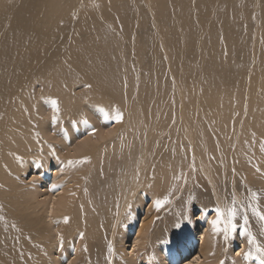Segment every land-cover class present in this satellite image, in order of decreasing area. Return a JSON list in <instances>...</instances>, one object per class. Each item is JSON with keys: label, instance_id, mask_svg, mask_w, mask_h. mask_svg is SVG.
I'll use <instances>...</instances> for the list:
<instances>
[{"label": "bare ground", "instance_id": "bare-ground-1", "mask_svg": "<svg viewBox=\"0 0 264 264\" xmlns=\"http://www.w3.org/2000/svg\"><path fill=\"white\" fill-rule=\"evenodd\" d=\"M127 1L0 0V264H149L153 232L174 226L153 231L174 194L155 195L196 181L224 210V193H264V0ZM144 4L148 49L131 31ZM205 229L181 264L215 263Z\"/></svg>", "mask_w": 264, "mask_h": 264}, {"label": "rangeland", "instance_id": "rangeland-1", "mask_svg": "<svg viewBox=\"0 0 264 264\" xmlns=\"http://www.w3.org/2000/svg\"><path fill=\"white\" fill-rule=\"evenodd\" d=\"M137 3H139V2L137 1ZM127 7H128V11L130 13V10L135 8V2H133L132 0L127 1ZM121 8H122V12L126 11L125 5H123V7H121ZM138 9H139L138 14L141 18L140 27L137 29H132L131 31H133V32L138 31V32H140V34H143L141 39H139L138 41L141 43L142 48L148 49V47H152V44L149 41V34L155 33L158 30H160V25H159V22L153 18V9L151 7L144 4L143 6H141ZM120 12H118V13H120ZM133 16H134V13H133ZM133 44H134V47H133ZM122 46L123 47H120V48L123 50L124 55L126 54V51L124 48H126V50L129 51V53L126 55L131 57V59H134L133 58L134 53H136L134 48H136V42H132L131 37L129 35L125 40L122 41ZM130 50H132V51H130ZM190 50L192 51V53L190 54V56L187 60V63L185 65V67H187V69H188L187 75H189L192 68H194L196 66L195 64H197V63H194V61H193L194 55H195V53H194L195 52V46L192 45L190 47ZM119 51H121V50L117 49L114 52L118 53ZM147 55H148V52L146 53V56ZM189 59H190V61H189ZM190 65L192 67L188 68V66H190ZM193 65H195V66H193ZM185 67L183 66L182 69L179 70V72L183 71L185 69ZM197 71H198V69L196 67L192 71L191 76H193ZM108 127L112 128L113 124L110 123V125ZM29 172L32 173L31 171H29ZM30 176H32V175L31 174L26 175L25 182L30 180ZM193 184H196L195 186L199 185L198 189H193L194 188V186H192ZM201 185H202V187H201ZM191 187H193V188H191ZM204 187H206V188H204ZM176 188H177V186L169 187V188H167V190L162 192L163 193L162 195H160V194L158 196L155 195V201H157V200H163L164 201V199H162L164 196L170 197L172 195V193L174 195H177L179 193V195H177V197L174 195H172L173 197L171 196V199L172 198L173 199L168 201L170 208H166V210L164 209L162 214L157 213L158 216L156 215L154 220H152L153 222H152L151 227H152L153 231L155 228L157 229V228L161 227L160 224H161L162 220H165L164 217L168 218L169 219L168 223H172L174 226H172V227L167 226L166 229L160 228L159 233L153 232L154 238L151 240V243L152 242L153 243L151 245H147L148 247L146 248V252H145V255H147V262L149 264H164L165 263V261L160 260L161 258H165V255L157 253L159 251L157 249H159V247H161V246H163V248L167 247L168 249H170L169 251L166 250V253L170 257H172V256L174 257L175 254L178 255L175 257L173 264H181L180 262L185 261V260L186 261L187 260L192 261V258L195 256V253L198 251V248H199V245H200L201 239H202L201 238L202 237V231L206 230L205 227L208 229V231L210 230L209 237L212 236V238L214 240H216V241H214L215 244L213 243L214 248L217 247V245H218V243H216V242H220L219 243L220 246L218 248V254L219 255H217L215 260H214V262L216 264H260V262L255 259V255H253V257L251 259L246 258L243 255V253L248 252V251H252L253 253H255V246H250L248 244L247 234L243 233V215L242 214H238L236 217V220H237L238 224L240 225L238 227L237 232L233 233L227 240H225L223 233L222 232L221 233L214 232L213 226L210 223L211 220L216 219L215 208L218 207V205L215 204V202H214L213 192L210 190V188L206 184L205 185L204 184H198L196 181H194V183H192L189 186L187 185V186L183 187V189L180 188L179 192ZM168 189H170V191ZM174 189H175V191H174ZM242 189L245 190V188H242ZM238 190H239L238 195H233L232 193H226L225 194L223 192L224 193L223 198H225V200H226V208L224 209L225 216L227 215V210L233 206V203H232L233 200H235L236 201L235 206L237 207L239 213H242L244 211V209L247 210V212H248L249 220H250L249 224L247 225L248 231H250L252 233V235L256 237V243L258 245H260L261 247H264V239L261 238V237L264 238V223H262L258 218L254 217L251 214L250 208L248 207L249 205H256L259 203L261 210H264V207H263L264 206V193H261L260 197L257 196V199L252 200V195L248 194L246 191L243 195H240V191H242V190H240V188ZM222 191H218L217 193H220ZM164 192H166V193H164ZM194 192L196 193L195 195H194ZM237 196H238V198H237ZM176 198L179 200H177ZM148 200L149 199H146L147 204L145 205V203H144V206H142L143 210H146L147 207L149 206L151 201L150 200L148 201ZM165 203H166V201H165ZM173 206H175V207H173ZM170 212H175V216L170 215ZM142 216H143V214L137 218V220L133 226V230L124 239L123 244H124L125 253H127V255H128L127 257L132 255V252H131L132 241L136 237L137 231H138V229L142 223ZM257 225H261L262 229L259 230L257 228ZM222 226L223 225H221V227ZM170 227H171V229H169ZM166 232H167V234H166ZM154 241H155V243H154ZM150 247H151V249H150ZM124 250H123V248H121L120 253L122 254L123 257H126L124 254ZM241 260L244 262L242 263ZM165 264H170V263L166 262Z\"/></svg>", "mask_w": 264, "mask_h": 264}, {"label": "snow or ice", "instance_id": "snow-or-ice-1", "mask_svg": "<svg viewBox=\"0 0 264 264\" xmlns=\"http://www.w3.org/2000/svg\"><path fill=\"white\" fill-rule=\"evenodd\" d=\"M52 107L53 110L58 112L59 111V107H58V102L56 100H52ZM113 119L115 121H120L122 120V113H120L118 110L116 111L115 116L113 117H109L108 114H105V119ZM87 122V121H85ZM93 131H95V129H93ZM252 199H257V194L255 192L252 193ZM164 203V201L161 200H157L155 201L156 207L159 208L162 204ZM233 206L230 207L227 210V215L225 216V212L223 209H221L220 207H216L215 208V212H216V219H213L210 221V223L213 226V231L216 233H223L224 235V239L227 240L233 233H236L238 230V227L240 226L236 220V217L238 214H241L238 212L236 205V201L233 200ZM251 210V214L258 218L262 223H264V210H261L259 204L256 205H249L248 206ZM243 215V233L247 234L248 237V244L250 246H255V253H253L252 251H248L243 253V255L246 258L251 259L253 257V255H255V259L258 260L260 262V264H264V247H261L260 245H258L256 243V237L252 235V233L250 231H248L247 225L249 224L250 220H249V215L247 210H244L242 212ZM67 217H65V221L67 222ZM221 225H223L221 227ZM242 233V234H243ZM81 235H83V233H81ZM86 250V249H85ZM108 252H109V261L111 260V253L113 252V246L112 243L109 242L108 244Z\"/></svg>", "mask_w": 264, "mask_h": 264}]
</instances>
